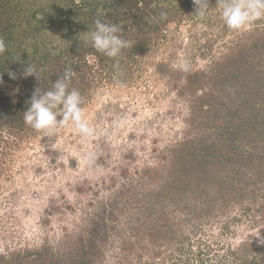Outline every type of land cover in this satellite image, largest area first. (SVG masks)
Wrapping results in <instances>:
<instances>
[{
	"label": "rangeland",
	"instance_id": "1",
	"mask_svg": "<svg viewBox=\"0 0 264 264\" xmlns=\"http://www.w3.org/2000/svg\"><path fill=\"white\" fill-rule=\"evenodd\" d=\"M52 1L57 12L63 10L62 1ZM158 1L174 4L185 13L161 34L146 39L140 48L127 49L132 55L127 67L120 71L104 68L93 54L87 56V64L74 59V73L85 72L90 82L82 94V107L85 119L96 131L93 137L82 140L71 127L61 129L58 140L33 129L1 134L0 264H75L83 245L94 242L101 252H96L93 264H185L188 257L193 264L199 247L208 249L219 264H241L238 255H229V245L256 237L261 247L255 249L264 254V239L260 238L264 236V198L257 196L255 200L249 192L240 203H232L225 214L205 212L198 218L194 213L200 207H169L168 226L156 229L160 235L157 241H152L150 228L144 234L138 232L143 226V205L135 195L143 197L145 188L156 187L147 170L160 169L164 175V165L171 159L170 148L192 131L193 105L202 91L193 93L187 88L189 77L197 71H209L235 49L236 42L245 45L256 26L230 31L216 5H210L209 16L201 21L193 15L195 6L184 5L193 0ZM25 2L29 14L46 0ZM60 13L48 25L52 28L35 32L25 42L22 31L12 36L3 34V39L8 37L14 45L22 40V48L29 49L30 57L36 48L61 45L60 31L68 30L59 28ZM71 26L74 38L88 37L89 28ZM45 34L47 39L43 40ZM183 59L191 65L187 73L179 70ZM160 63L166 66L159 69ZM83 75L78 78L80 82ZM236 86L240 87L237 95L241 100L231 106H238L243 116L251 108L242 84ZM54 143L55 149L50 146ZM89 153L95 156L91 165L84 161ZM201 202L191 201L194 205ZM188 217L193 220L181 222ZM173 223L172 235L178 228V235L188 236L183 244L176 237L162 240L168 229L172 232ZM186 249L190 251L186 253ZM251 255L255 260V254Z\"/></svg>",
	"mask_w": 264,
	"mask_h": 264
},
{
	"label": "trees",
	"instance_id": "2",
	"mask_svg": "<svg viewBox=\"0 0 264 264\" xmlns=\"http://www.w3.org/2000/svg\"><path fill=\"white\" fill-rule=\"evenodd\" d=\"M60 1L64 7L58 11L63 17L59 18V28L68 30L60 31L61 41L64 40L61 45L36 48L30 57L29 49L22 48V40L16 45L10 43L8 37L4 40L7 51L0 55V136L6 130L23 132L31 129L23 117L30 106L28 102L33 92L38 87L49 90L65 69L74 67V59L87 64V56L93 54L102 67L111 66L120 71L131 62L132 55L126 52L127 49L140 48L146 39L161 34L169 23L185 13V10L174 7V4L158 0ZM27 5L25 0H0V38H3V34L12 36L14 32L22 31L25 42L35 32L41 33L44 29L52 28V25H48L53 24L58 13L52 0H46L29 14L25 12ZM184 5L194 6L193 1ZM210 5L215 6L216 0H210ZM162 11L167 13L166 19L160 18ZM98 18L102 22L117 24L121 29L119 35L123 38L137 41L123 51L119 68L114 66L113 59L96 52L90 43H85L87 37L81 40L72 36L74 30L71 25L91 30ZM255 25L245 45L236 42L235 49L233 46L234 50L222 57L209 71H197L189 77L187 88L193 93L202 91L193 105L196 117L190 120L192 131L170 148L171 159L164 165V175H161L160 169L147 170V177L156 187L145 188L143 197L139 193L135 195V199L143 205V226L138 232L144 234L145 229L150 228L152 241L160 238L156 230L159 226H168L166 210L169 207L193 210L192 207L197 206L200 208L194 214L203 218L205 212L225 214L232 203H240L248 192L255 200L257 196L264 198V192H260L264 190V21H258ZM45 35L43 40L47 39ZM30 64L40 79L34 74L24 75ZM94 65L89 66L92 68ZM165 66L160 63L158 68ZM81 74H84V80L80 82L78 78ZM88 81L85 72L74 73L72 69L71 87L83 94L89 87ZM238 84H242L241 89L247 93L246 103L251 108L243 116L238 106L235 109L231 106L241 100L237 95L240 88L236 86ZM202 118H205L204 121ZM193 130H198V135L192 134ZM247 178L252 180V185L247 182ZM192 200H202V205H194ZM244 210L247 211L246 208ZM191 220L193 218L188 217L181 219V222ZM174 223L172 232L168 229L165 237L161 236L162 240L166 242L176 237L183 244L188 236L178 235V228L172 235ZM260 238L264 239V236ZM128 242L131 244V241ZM229 246V255H238L237 260L241 264H264V254L259 255L260 251L255 249L261 247L258 237L250 241L244 239L237 246L233 243ZM183 247L181 252L185 251ZM125 250H128L127 246ZM81 252L75 264H93L94 255L101 250L94 242L84 244ZM196 252L193 264H219L210 256L208 249L199 247ZM250 254H255V260L251 259L253 255ZM228 259L227 256L224 261ZM185 264H191L190 257Z\"/></svg>",
	"mask_w": 264,
	"mask_h": 264
},
{
	"label": "clouds",
	"instance_id": "3",
	"mask_svg": "<svg viewBox=\"0 0 264 264\" xmlns=\"http://www.w3.org/2000/svg\"><path fill=\"white\" fill-rule=\"evenodd\" d=\"M195 6L194 16L198 20L207 18L212 10L210 0H193ZM215 8L223 23L230 31H243L258 21H264V0H216ZM161 19L167 18V13H160ZM121 29L117 24L102 22L99 18L94 21V27L87 31L88 37L85 43H90L96 52L114 60V66L120 67V58L123 51L131 47V42L121 35ZM7 51V45L0 38V55ZM179 70L189 72L190 63L183 59L179 64ZM35 75L40 79L36 70L30 64L24 75ZM72 69H65L49 90L38 87L33 92L29 107L24 112V122L36 133L43 137L59 139L61 129L73 128L82 140H88L96 134L95 129L85 119L83 111L84 97L76 88L71 87ZM55 144L50 146L55 149ZM85 163L91 165L95 156L91 153L84 157ZM264 243V241H262Z\"/></svg>",
	"mask_w": 264,
	"mask_h": 264
}]
</instances>
